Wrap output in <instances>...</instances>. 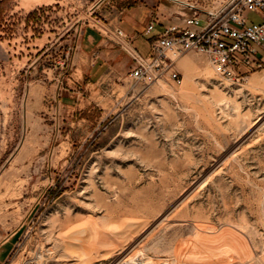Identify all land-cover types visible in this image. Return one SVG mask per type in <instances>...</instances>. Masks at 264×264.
Returning <instances> with one entry per match:
<instances>
[{"label": "rangeland", "instance_id": "rangeland-1", "mask_svg": "<svg viewBox=\"0 0 264 264\" xmlns=\"http://www.w3.org/2000/svg\"><path fill=\"white\" fill-rule=\"evenodd\" d=\"M112 1L0 0L3 264H264V67L86 77L79 28Z\"/></svg>", "mask_w": 264, "mask_h": 264}, {"label": "built area", "instance_id": "built-area-1", "mask_svg": "<svg viewBox=\"0 0 264 264\" xmlns=\"http://www.w3.org/2000/svg\"><path fill=\"white\" fill-rule=\"evenodd\" d=\"M180 9V20L168 22L151 42L148 55L131 48L132 78L154 82L168 74L178 83L177 59L188 51L206 55L224 77H240L264 67V0H169ZM255 13L259 21H252ZM154 18L147 32L154 29ZM119 41L125 36L117 30Z\"/></svg>", "mask_w": 264, "mask_h": 264}, {"label": "crops", "instance_id": "crops-1", "mask_svg": "<svg viewBox=\"0 0 264 264\" xmlns=\"http://www.w3.org/2000/svg\"><path fill=\"white\" fill-rule=\"evenodd\" d=\"M108 4L103 5L105 9L100 13L102 17L96 15L93 21L81 25L77 34L75 71L86 77L97 75L96 81H100L109 69L123 73L119 67L128 64L132 68L135 61L130 53L131 48H136L142 55H148L152 40L159 35L163 27L170 21L181 19L180 9L169 0H113ZM99 8L101 6L95 10ZM154 18L159 20L154 29L147 32V27ZM118 29L125 33L121 41L117 36ZM42 49L40 46L37 50ZM15 236L14 231H0V264L13 252L16 245Z\"/></svg>", "mask_w": 264, "mask_h": 264}]
</instances>
